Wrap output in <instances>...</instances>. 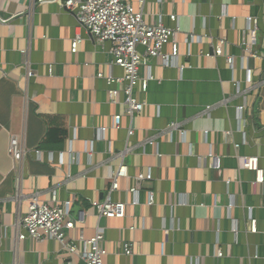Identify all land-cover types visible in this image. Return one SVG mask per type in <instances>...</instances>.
<instances>
[{
	"label": "crops",
	"instance_id": "obj_1",
	"mask_svg": "<svg viewBox=\"0 0 264 264\" xmlns=\"http://www.w3.org/2000/svg\"><path fill=\"white\" fill-rule=\"evenodd\" d=\"M127 1L146 24L161 17L172 27L175 15L180 29V54L170 67L161 58L142 62L141 77L150 69L153 80L130 139L128 119L112 128L121 106L108 103L96 77L110 72L109 46L78 26L61 7L65 0H0V264H83L68 260L55 241L18 240L31 197L48 201L53 191L73 200L69 239L97 229L104 235V264H264V184L239 161L257 157L264 177V0ZM217 39L226 43L231 68L212 55ZM49 129L66 133L61 149H40ZM11 138L23 151L18 162L8 152ZM120 166L127 177L111 199L138 204L123 219L98 221L91 202L107 196ZM149 170L152 180L137 196L125 193ZM125 242L132 257L121 253Z\"/></svg>",
	"mask_w": 264,
	"mask_h": 264
},
{
	"label": "built area",
	"instance_id": "obj_2",
	"mask_svg": "<svg viewBox=\"0 0 264 264\" xmlns=\"http://www.w3.org/2000/svg\"><path fill=\"white\" fill-rule=\"evenodd\" d=\"M57 1V0H49ZM143 0H140V3ZM67 12L74 15L78 26L88 32L100 47L106 44L112 60L108 63L109 73L99 72L96 77L105 82L107 87L108 103L112 106H121V113L112 119V128L121 129L123 118L128 119L127 139L134 136L132 121L140 116L146 102L143 98L147 91L148 83L153 80L150 69L145 77H141L140 68L143 60L161 58L165 66L170 67L171 61L177 59L180 54V44L176 37L180 33L177 26V17L170 15L168 20L174 26H167L161 17L154 24H146L141 11L135 9L127 0H65L60 3ZM6 21L0 19V23ZM81 37L77 36L70 45V52L76 53ZM183 42L187 46V56H191V40L185 37ZM226 45L223 39H217L212 45L213 56L223 58L231 68L233 59L223 52ZM164 47H169V53L164 54ZM203 56H209L203 54ZM183 67V66H179ZM119 69L120 75L116 76L112 70ZM246 82L250 83V73L247 72ZM242 110L241 107H239ZM239 117L241 115L239 114ZM175 128L174 124L169 130ZM105 129L99 131V139L103 138ZM236 149L239 145L234 146ZM8 152L10 157L18 162L23 156L15 138L10 139ZM240 167L254 174L255 184H264L263 170L259 167L258 158L244 156L239 158ZM125 167H119L111 178V186L107 196L102 201H92L91 210L98 221L102 219H123L128 207L138 204L134 198L130 203L113 201L111 195L119 191V179L126 178ZM152 174L138 173L133 177V185L125 190V193L135 197L141 191L144 181H151ZM155 204L154 192H147L148 207ZM73 200L60 201L56 192H52L48 201H42L37 195H33L29 201L27 212L20 220L21 233L18 235L20 242L27 240L36 242L55 241L69 260L72 256L78 258L83 264H104L107 254L104 247V235L96 230L90 238H84L82 234L78 239H69L67 233L75 227V221L71 218ZM134 230V227L130 228ZM249 233H256L255 221L249 222ZM121 253L126 257L133 256L132 244L125 242L121 245ZM216 257H223V253L217 249ZM65 264H72L70 261Z\"/></svg>",
	"mask_w": 264,
	"mask_h": 264
},
{
	"label": "trees",
	"instance_id": "obj_3",
	"mask_svg": "<svg viewBox=\"0 0 264 264\" xmlns=\"http://www.w3.org/2000/svg\"><path fill=\"white\" fill-rule=\"evenodd\" d=\"M66 133L58 129H49L44 140L42 148H48L49 150H58L63 146L64 141L66 140Z\"/></svg>",
	"mask_w": 264,
	"mask_h": 264
}]
</instances>
